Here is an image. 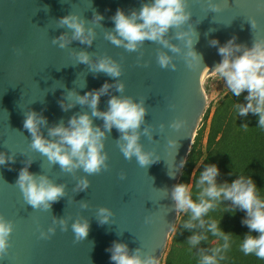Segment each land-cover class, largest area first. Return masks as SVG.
<instances>
[{
	"label": "water",
	"instance_id": "obj_1",
	"mask_svg": "<svg viewBox=\"0 0 264 264\" xmlns=\"http://www.w3.org/2000/svg\"><path fill=\"white\" fill-rule=\"evenodd\" d=\"M144 2L0 0V152L14 155L15 159L14 163L0 166V215L14 225L10 247L0 264H114L106 251L113 241L127 244L130 251L140 248L144 254L157 258L159 264L168 240L167 231L177 217L171 189L178 182L180 161L186 160L205 109L206 94L200 78L205 80L211 74L202 70H211L221 59L208 41L215 38L222 45L235 36L236 43L251 47L254 40L264 39V0H213L220 7L216 13L208 10V0H187L192 13L189 22L199 34L195 50L202 54L203 64L192 69L181 56L169 53L177 65L174 71L158 65L157 50H167L155 42L145 41L138 52H128L104 38L105 31L114 27L111 17L118 8L128 14ZM94 12L104 17L101 26L91 22ZM69 14L84 18L89 21L88 26L95 28L96 38L91 47L78 41L65 49L52 44L53 38L69 31L57 23ZM251 19L257 22L255 29L251 28ZM79 50L89 52L93 60L108 55L120 63L119 79L125 89L123 93L110 89L109 95L100 97L98 107L106 110L110 95L145 100V126H151L153 134L152 139L141 136L140 143L144 151L154 153L159 161L141 167L135 158L125 159L117 144L120 133L113 128L105 139L107 170L88 175L90 187L76 192L78 178L87 174L65 173L58 164H49L45 156L32 150L31 135L23 121L28 111L41 113L48 120L47 127L41 128L47 136L48 127L61 120L67 125L73 114L89 111L81 105L62 111L58 101L67 91L83 95L99 89L106 81L115 82V78L102 72L93 74L87 65L77 64L73 53ZM176 120L185 121L179 130L169 127ZM94 124L102 126L103 121L94 118ZM169 140H177V150L169 147ZM25 161H32L30 172L44 174L66 186V195L52 203L48 211L27 204L15 185ZM169 172L174 175L170 177ZM121 174L126 178L120 179ZM82 201L87 202V208L80 207ZM99 207L112 210L111 224L98 223ZM62 217L68 221L67 231L53 225V218ZM76 219L89 221L88 235L79 242L74 240L71 230ZM146 219L150 222L146 223ZM49 227H55V233L48 239L40 238V232Z\"/></svg>",
	"mask_w": 264,
	"mask_h": 264
},
{
	"label": "clouds",
	"instance_id": "obj_2",
	"mask_svg": "<svg viewBox=\"0 0 264 264\" xmlns=\"http://www.w3.org/2000/svg\"><path fill=\"white\" fill-rule=\"evenodd\" d=\"M208 10L216 13L220 7L213 0H208ZM191 16L187 0H146L138 10H131L128 14L118 8L111 17L114 27L105 31L104 38L128 52H138L145 41L155 42L167 50H157L156 61L161 68L173 71L176 69L173 55L169 54L172 53L181 56L189 68L195 69L203 64V56L195 50L199 34L189 22ZM103 19L101 14L94 12L91 22L101 26ZM57 23L60 28H67L69 31L53 38V45L65 49L73 41H78L82 45L92 46L96 32L94 27L88 26L89 21L69 14L59 18ZM249 23L252 29L257 27L255 19L249 20ZM236 40L233 36L221 45L218 39H210L209 46L217 49L221 59L211 70L203 67L202 72L210 73L216 80H222L225 95L231 93L232 97H240L242 93H246L243 103L236 102L233 105L236 116L247 117L249 113L256 115L257 126L264 129V39L254 40L251 47L236 43ZM73 55L77 64L87 65L93 74L102 72L115 78V82L110 84L106 81L99 89L87 91L83 95L73 90L67 91L64 98L58 101L62 111L67 112L76 105L87 106L89 111L73 114L67 125L61 120L48 127L47 136L41 132V128L47 127L48 120L41 113L26 112L23 127L31 135V149L45 156L49 164H58L60 170L65 173L82 171L87 174L79 177L75 184L74 190L80 192L90 187L88 175L107 170L105 139L113 128L120 133L117 144L125 159L135 158L137 163L144 167L159 161V158L154 153L144 151L140 143L141 136L152 139L153 134L151 126H145V100L137 101L130 96L110 95L107 109L102 111L98 107L100 97L109 95L110 89L123 93L125 84L119 79L122 76L120 63L108 55L93 60L86 50L74 51ZM200 83H204L203 77L200 78ZM216 95V92L212 93L213 98ZM94 118L102 120V126L94 124ZM184 124L185 121L176 120L169 127L179 130ZM160 127L163 128L164 125L161 124ZM240 127L247 129L249 126L244 123ZM168 145L175 150L179 146L177 140H169ZM208 159L209 157H202L196 164L189 182L173 185L170 195L177 217L175 224L167 231L168 239L171 240L177 231L178 217L186 214L187 219L181 223L183 229L191 233L186 240L188 251L198 249V264H220L226 259L234 233L225 232L221 228L224 216L217 220L209 213L223 205L225 213L233 217L238 211L245 214L240 223L249 231L243 235L239 245L240 251L245 256L253 255L264 261V198L258 194L260 188L252 175L240 174L230 182H218L220 168L216 163H205ZM14 162V155L0 152V166ZM24 163L15 185L20 189L27 204L34 209L48 211L52 203L66 195V186L53 182L44 174L30 172L32 161ZM186 163L187 160H181L180 168L183 169ZM196 169H199V176L193 184L191 181ZM168 175L171 177L174 173L169 172ZM125 178L124 174H121L120 179ZM80 207L87 208V202L82 201ZM113 215L112 210L107 207H99L96 213L100 225L111 224ZM145 222L150 221L146 219ZM53 225H58L61 231H67L69 227L68 221L63 217L53 218ZM13 230V222L0 215V259L8 252ZM71 230L74 240L82 241L88 235L89 221L76 219L71 223ZM55 231V227H49L46 232H40V238L48 239ZM253 232L257 235H253ZM209 235L220 243L211 248L199 247L202 242L208 241ZM106 251L110 252L109 259L114 264H158V259L152 254H144L140 248L130 251L128 245L122 242L113 241Z\"/></svg>",
	"mask_w": 264,
	"mask_h": 264
},
{
	"label": "trees",
	"instance_id": "obj_3",
	"mask_svg": "<svg viewBox=\"0 0 264 264\" xmlns=\"http://www.w3.org/2000/svg\"><path fill=\"white\" fill-rule=\"evenodd\" d=\"M208 93V86H204ZM242 93L240 97H232L231 93L222 96L210 104L205 109L201 124L197 127L191 147L187 154V163L181 169L178 182H189L192 171L196 168L202 157H209L205 163H216L221 175L218 182L236 178V175H252L258 189V194L264 198V129L257 126V116L251 113L247 117H238L233 105L236 102L243 103ZM247 123L248 128L240 127ZM201 166V170H202ZM232 173L233 175H228ZM199 176V169L195 170L192 183ZM195 192V189H194ZM195 199V195L193 196ZM227 203V202H225ZM214 219H220L221 228L225 232L234 233L231 238V247L226 253V259L220 264H264L253 255L245 256L239 248L243 235L249 230L242 226L240 221L245 215L243 211H238L233 217L225 213L224 206L217 207L209 213ZM187 215L178 217L177 231L167 244L159 264H198V249L188 251L187 238L191 233L182 227V220H186ZM236 234V235H235ZM253 235L257 233L253 232ZM220 243L209 235L208 241L202 242L199 247L211 248Z\"/></svg>",
	"mask_w": 264,
	"mask_h": 264
},
{
	"label": "rangeland",
	"instance_id": "obj_4",
	"mask_svg": "<svg viewBox=\"0 0 264 264\" xmlns=\"http://www.w3.org/2000/svg\"><path fill=\"white\" fill-rule=\"evenodd\" d=\"M208 86V93L205 92L206 94V104H205V109L208 108L210 104H213L215 101H217L222 94H224V84L222 80H216L212 78V76H208L205 80L204 83L202 84V89L205 91L204 86ZM216 92L217 95L215 98L212 97V93ZM204 109V111H205ZM201 124V120L198 123V126Z\"/></svg>",
	"mask_w": 264,
	"mask_h": 264
}]
</instances>
